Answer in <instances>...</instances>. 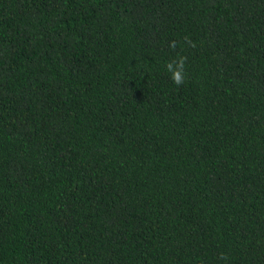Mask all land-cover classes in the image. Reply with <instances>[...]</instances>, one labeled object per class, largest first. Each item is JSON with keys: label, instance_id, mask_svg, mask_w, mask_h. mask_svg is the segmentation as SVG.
Listing matches in <instances>:
<instances>
[{"label": "trees", "instance_id": "trees-1", "mask_svg": "<svg viewBox=\"0 0 264 264\" xmlns=\"http://www.w3.org/2000/svg\"><path fill=\"white\" fill-rule=\"evenodd\" d=\"M0 264H264V0H0Z\"/></svg>", "mask_w": 264, "mask_h": 264}, {"label": "clouds", "instance_id": "clouds-1", "mask_svg": "<svg viewBox=\"0 0 264 264\" xmlns=\"http://www.w3.org/2000/svg\"><path fill=\"white\" fill-rule=\"evenodd\" d=\"M170 46H172L170 44ZM166 70L169 72L173 83L179 85L182 83L184 79V60L183 57H177V59L173 61H169L165 65Z\"/></svg>", "mask_w": 264, "mask_h": 264}]
</instances>
